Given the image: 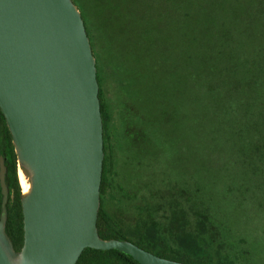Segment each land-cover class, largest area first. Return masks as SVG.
Returning a JSON list of instances; mask_svg holds the SVG:
<instances>
[{
  "label": "trees",
  "instance_id": "1",
  "mask_svg": "<svg viewBox=\"0 0 264 264\" xmlns=\"http://www.w3.org/2000/svg\"><path fill=\"white\" fill-rule=\"evenodd\" d=\"M72 1L82 13L95 58L97 55L104 152L108 150L106 133L111 117L97 42L106 64L118 71L129 93L122 115L132 147L147 142L149 131L156 129L160 134L174 124L170 109L175 106H168L176 95L167 93L162 84L178 64L184 69L180 71L184 78H180L184 84L180 94L184 107L180 109L184 110L183 123L192 145L203 140L205 149L215 152L220 136H227L235 148L239 183L246 189L264 188V43L258 41L264 38V0ZM83 5L98 19L95 39ZM0 157L8 169L6 184L10 190L6 231L15 250L20 251L24 244L22 188L11 133L1 109ZM110 159L107 156L104 160L100 190L97 228L101 238L128 240L159 257L185 264H235L225 251L218 218L198 192L191 195L181 189L164 196L158 190L157 212L146 204L133 223L111 212L106 201L113 174ZM1 204L0 186V209ZM77 264L139 263L115 250L87 248Z\"/></svg>",
  "mask_w": 264,
  "mask_h": 264
},
{
  "label": "water",
  "instance_id": "2",
  "mask_svg": "<svg viewBox=\"0 0 264 264\" xmlns=\"http://www.w3.org/2000/svg\"><path fill=\"white\" fill-rule=\"evenodd\" d=\"M99 93L97 61L72 0H0V109L30 184L21 194L24 244L16 251L6 231L8 169L0 159V264H77L87 248L139 264H185L100 237Z\"/></svg>",
  "mask_w": 264,
  "mask_h": 264
},
{
  "label": "rangeland",
  "instance_id": "3",
  "mask_svg": "<svg viewBox=\"0 0 264 264\" xmlns=\"http://www.w3.org/2000/svg\"><path fill=\"white\" fill-rule=\"evenodd\" d=\"M84 10L95 39L98 19L86 6ZM258 41L264 43V38H259ZM96 49L104 96L111 117L106 136L109 152L114 160L113 179L116 187L132 190V184L137 179L144 181L154 178V182L158 183L159 194L164 196L172 191L182 192L181 189L191 195L198 192L202 201L209 202L207 204L211 205L212 214L218 218L226 241L225 251L230 254L235 264H264V188L246 189V186L239 183L236 178L238 168L234 162L235 148L233 142L227 140V136H220L215 152L205 149L203 140L196 142V146L192 145L191 136L183 123L184 110L180 109L184 107L180 98L184 88V84L180 83V78L184 79L180 75V71H184L183 67L176 64L165 82L167 85L162 84L167 93L172 91L176 95L168 106H175V109H170L171 115H175L174 124L165 127L160 134L156 129L149 131V140L140 146V154H136V150L131 148V137L125 133L122 115L123 103L129 93L125 92L118 71L106 64L99 42ZM144 89L145 86L142 85L141 97L144 96ZM142 101L146 102V96ZM114 195L113 211L122 217V204L119 202L122 198L120 194ZM124 221L128 222L125 218Z\"/></svg>",
  "mask_w": 264,
  "mask_h": 264
},
{
  "label": "flooded vegetation",
  "instance_id": "4",
  "mask_svg": "<svg viewBox=\"0 0 264 264\" xmlns=\"http://www.w3.org/2000/svg\"><path fill=\"white\" fill-rule=\"evenodd\" d=\"M107 145V144H106ZM107 147V146H106ZM132 149L136 150V154H140L141 148L140 147H132ZM107 156H110V163L112 162V168L111 171L113 172L112 176L110 175V182L109 186L107 188V207L111 212L113 211V197L115 196L114 193H117L118 195L120 194L122 201H119L120 204H122V212L123 215L118 216L120 219L124 220L127 219L128 222L126 223H133L132 220L138 216L139 211L143 210L146 204H151L153 208V212H157V204H158V183L154 182V178L150 180H136L134 184H132V190L130 189H125L121 186L115 185V179H113L115 175V169H114V160L112 155L109 152V148L107 152H105V158ZM2 157H0L1 159ZM105 160V159H104ZM5 161V160H4ZM140 162V161H139ZM138 165V164H137ZM7 185V184H6ZM2 195V191H1ZM9 196H10V190H9ZM8 196V200H9ZM179 199V198H175ZM2 200H3V195H2ZM8 204V203H7ZM138 208V210H137ZM133 209V211H131ZM2 211V204H1V209L0 213ZM131 211V212H130ZM138 212V213H137ZM125 222V221H124Z\"/></svg>",
  "mask_w": 264,
  "mask_h": 264
},
{
  "label": "bare ground",
  "instance_id": "5",
  "mask_svg": "<svg viewBox=\"0 0 264 264\" xmlns=\"http://www.w3.org/2000/svg\"><path fill=\"white\" fill-rule=\"evenodd\" d=\"M19 179H20V185L22 187L23 193H28L30 189V184L28 182V179L24 172L21 169H18Z\"/></svg>",
  "mask_w": 264,
  "mask_h": 264
}]
</instances>
